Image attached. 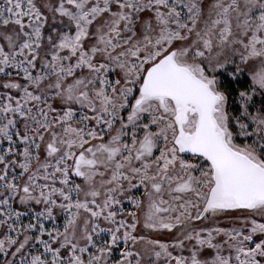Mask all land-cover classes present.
<instances>
[{
    "label": "snow or ice",
    "instance_id": "snow-or-ice-1",
    "mask_svg": "<svg viewBox=\"0 0 264 264\" xmlns=\"http://www.w3.org/2000/svg\"><path fill=\"white\" fill-rule=\"evenodd\" d=\"M0 264H264V0H0Z\"/></svg>",
    "mask_w": 264,
    "mask_h": 264
}]
</instances>
